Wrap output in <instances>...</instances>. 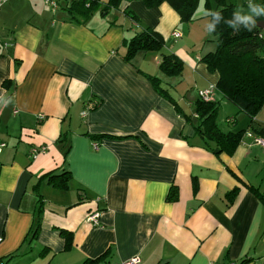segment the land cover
Here are the masks:
<instances>
[{
	"label": "crops",
	"instance_id": "obj_1",
	"mask_svg": "<svg viewBox=\"0 0 264 264\" xmlns=\"http://www.w3.org/2000/svg\"><path fill=\"white\" fill-rule=\"evenodd\" d=\"M72 6L0 8V264H264V145L246 131L220 150L196 127L200 90L228 101L202 60L217 47L209 11L183 22L167 2L123 0L86 17ZM147 27L163 49L125 58L124 42ZM164 53L183 60L180 75L161 69ZM253 121L264 127V107ZM54 169L70 172L67 188L42 178Z\"/></svg>",
	"mask_w": 264,
	"mask_h": 264
},
{
	"label": "trees",
	"instance_id": "obj_2",
	"mask_svg": "<svg viewBox=\"0 0 264 264\" xmlns=\"http://www.w3.org/2000/svg\"><path fill=\"white\" fill-rule=\"evenodd\" d=\"M72 3L70 11L77 17H86L96 11L106 12L111 8H118L123 0H69ZM148 7L159 6L163 2L169 3L179 14L181 21L190 22L203 1L204 8L209 11L208 27L216 35L217 47L206 53L202 60L212 71L219 72V80L216 84L224 97L234 103L241 111L245 112L251 119L253 136L264 138V127L255 125V117L264 105V29L257 22L264 19V15L254 17L256 24L251 30L243 24H229V20H235L238 5L230 0H143ZM254 0L244 3L252 4ZM216 12L220 13V19H216ZM134 17V16H133ZM213 26L214 29H213ZM127 53L125 58L131 59L140 51H158L165 46V38L161 32L153 27H147L134 34L126 40ZM161 69L168 75H180L184 70L183 60L175 53H164L160 65ZM153 82L163 94H168L161 86V78L149 75ZM9 82L5 81L7 85ZM219 101L196 100V112L200 123L196 126L201 134L216 142L220 150L226 149L233 152L241 143L247 129L225 132L217 123ZM70 172L56 169L42 175L50 183L60 188H67L70 180ZM236 189L232 191L236 193ZM235 192V193H234ZM176 199L177 195H170ZM41 227V221L36 218L31 227L30 234L36 238ZM69 233H67L68 236ZM102 257V256H101ZM96 260L86 259L83 264H96ZM246 260V259H245ZM243 262V261H242Z\"/></svg>",
	"mask_w": 264,
	"mask_h": 264
},
{
	"label": "built area",
	"instance_id": "obj_3",
	"mask_svg": "<svg viewBox=\"0 0 264 264\" xmlns=\"http://www.w3.org/2000/svg\"><path fill=\"white\" fill-rule=\"evenodd\" d=\"M8 0H0V8L7 2ZM46 3L53 9L56 10L57 8H59V3L60 0H45ZM173 36L174 37H179L181 36V32L178 30H174L173 31ZM212 89H205V90H200L199 91V96L206 101L209 100H213L212 98ZM85 113V112H83ZM44 116H41V118H43ZM228 121H232V118H229ZM246 134L248 136H253L252 131L247 130ZM254 137V141L257 144H261L264 145V138L262 137H257V136H253ZM6 142L4 141H0V152L2 151L3 147L6 146ZM95 146H97L95 144ZM46 149V147L44 146H35L32 148V153L35 156L36 154H38L40 151H44ZM100 215H101V211L99 209H95L91 212H89L88 215V220L91 221L93 224H99L100 223ZM141 262L140 258L138 256H133L131 258L125 259L123 260L120 264H139Z\"/></svg>",
	"mask_w": 264,
	"mask_h": 264
},
{
	"label": "rangeland",
	"instance_id": "obj_4",
	"mask_svg": "<svg viewBox=\"0 0 264 264\" xmlns=\"http://www.w3.org/2000/svg\"><path fill=\"white\" fill-rule=\"evenodd\" d=\"M230 1L235 2L238 5V10L239 11L242 10L245 13H247L249 11V9L255 5H259L261 7H264V0H254V2L252 4L244 3L245 1H248V0H230ZM202 3H203V1H202ZM202 3L200 5V7H201L200 9H205L204 5ZM198 22H200V21H198ZM211 33H212V35H214L213 30L211 31ZM263 107H262V109H263ZM262 109L259 112H261ZM235 115L237 116V119H238L235 124H233V123L229 124V122L225 121V118L227 116H234L235 117ZM217 117H218L217 118L218 122L224 131L229 129V128H233L236 130V129L241 128L242 126L245 129H248L247 123L249 122V116L242 111H238V107L234 103L230 102L229 100L225 101L224 103L219 105V111H218ZM243 123H244V125H243Z\"/></svg>",
	"mask_w": 264,
	"mask_h": 264
},
{
	"label": "clouds",
	"instance_id": "obj_5",
	"mask_svg": "<svg viewBox=\"0 0 264 264\" xmlns=\"http://www.w3.org/2000/svg\"><path fill=\"white\" fill-rule=\"evenodd\" d=\"M216 19H220V13L216 12ZM264 15V7L259 5L252 6L247 13L240 10L235 13V20H229L228 23L231 25L233 23L243 24L245 28L251 30L252 26L256 24V19L254 17ZM215 26H213L214 29ZM211 31V29H210Z\"/></svg>",
	"mask_w": 264,
	"mask_h": 264
},
{
	"label": "water",
	"instance_id": "obj_6",
	"mask_svg": "<svg viewBox=\"0 0 264 264\" xmlns=\"http://www.w3.org/2000/svg\"><path fill=\"white\" fill-rule=\"evenodd\" d=\"M258 26L264 29V19H261L257 22Z\"/></svg>",
	"mask_w": 264,
	"mask_h": 264
}]
</instances>
